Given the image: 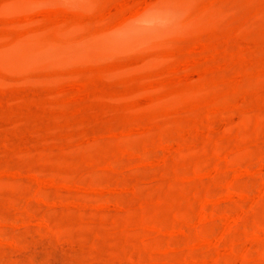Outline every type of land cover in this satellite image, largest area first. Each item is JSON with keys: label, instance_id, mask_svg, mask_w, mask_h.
<instances>
[{"label": "rangeland", "instance_id": "1", "mask_svg": "<svg viewBox=\"0 0 264 264\" xmlns=\"http://www.w3.org/2000/svg\"><path fill=\"white\" fill-rule=\"evenodd\" d=\"M0 264H264V0H0Z\"/></svg>", "mask_w": 264, "mask_h": 264}]
</instances>
